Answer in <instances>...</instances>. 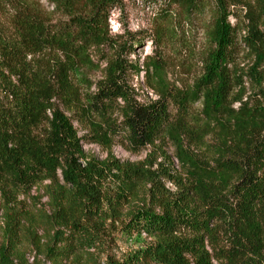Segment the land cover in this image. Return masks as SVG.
<instances>
[{
	"label": "trees",
	"instance_id": "trees-1",
	"mask_svg": "<svg viewBox=\"0 0 264 264\" xmlns=\"http://www.w3.org/2000/svg\"><path fill=\"white\" fill-rule=\"evenodd\" d=\"M117 1L51 0L65 17L58 24L25 1L12 3V31L0 30V215L6 236L0 264H12L19 230L30 217L16 206L20 192L44 181L51 210L45 223L54 230L47 255L54 261L67 259L76 245L95 246L106 206L112 218L125 213L124 234L154 238L122 264H264V0H211L202 72L180 87L159 75L161 59L132 61L133 44L109 35L107 18ZM175 1L189 15L203 12L199 0ZM240 44L253 58L246 71L235 64ZM92 50L105 68L95 91L83 94L78 83L87 89L92 83L75 81V73L97 68ZM140 67L155 100L138 101L128 81ZM245 83L252 95L244 101ZM199 103L196 115L192 108ZM74 121L92 133L88 142L121 137L134 152L169 137L181 171L161 163L152 169L146 161L110 166L86 159ZM209 135L215 145L205 142ZM191 146L206 152L194 155ZM111 178L117 181L113 196L105 188ZM142 185L147 195L133 203ZM45 218L38 215L40 222ZM28 233L38 247L36 232Z\"/></svg>",
	"mask_w": 264,
	"mask_h": 264
},
{
	"label": "rangeland",
	"instance_id": "rangeland-1",
	"mask_svg": "<svg viewBox=\"0 0 264 264\" xmlns=\"http://www.w3.org/2000/svg\"><path fill=\"white\" fill-rule=\"evenodd\" d=\"M17 0H0V30L12 31L9 24V15L13 13L12 3ZM39 13H43L53 24H58L65 20L63 13L54 9L51 0H22ZM203 5V12L192 13L189 15L183 9L181 2L175 0H118L117 5L110 9L107 18V28L111 37H120L121 43H132L134 51L129 59L139 61L141 64L144 58L161 59L162 68L159 75L165 79L168 85L179 86L182 82L192 84L201 74V59L210 47V40L206 36L207 24L211 19L213 3L211 0H199ZM238 20L242 22V14L237 13ZM232 24L236 23V18L230 17ZM162 32L159 36L158 33ZM91 59L95 67H82L75 73V81L87 79L92 83L90 89L84 82H79L81 92L93 93L95 84L101 80L105 62L98 60L97 51L91 52ZM235 64L246 71L253 65V58L244 46L240 44ZM140 74H129L128 81L137 93V100L148 102L155 100L156 96L146 84V76L142 67ZM180 87V86H179ZM244 101L252 95V89L245 83ZM238 103L232 108L237 109ZM201 103L194 105L192 112L201 115ZM118 117V113L113 118ZM78 136L82 138L81 149L89 160L97 162H107L110 166L118 163L119 165H137L146 161V164H153L152 169H156L159 163L164 164L167 169H174L180 172V163L175 157L174 141L169 137L161 138L156 141L154 146H149L138 152L131 150L128 141L121 137L106 136L99 138V142H88L86 137L92 133L86 128L85 124L73 123ZM205 142L215 145V139L209 135ZM188 145L184 140V147ZM190 151L195 155L201 156L205 153L204 147L196 148L191 146ZM207 154V153H206ZM209 156V154H208ZM168 158V160L166 159ZM148 166V165H147ZM117 181L113 178L105 182V188L109 195L113 196ZM45 185L48 181L33 187L30 192H20L16 200V206L24 212H28V221L21 225L19 230L20 244L11 257L12 264H106L107 261H115L120 264L126 262L128 258L148 243H153L154 238L142 235L127 236L122 227L125 223V213L122 218L116 219L110 216L105 206L107 217L102 223V227L96 233L94 247L75 246V250L67 259L53 260L47 255V247L53 244L52 236L54 230L51 224H46L51 210L48 199L44 197ZM147 188L142 185L137 190V198L133 203H139L147 195ZM166 188L175 191V188L166 183ZM2 199V197H0ZM43 214L46 218L40 222L38 215ZM4 218L0 215V246L6 243ZM36 232L39 246L36 247L31 240L28 231ZM68 234V233H66ZM95 234V233H94Z\"/></svg>",
	"mask_w": 264,
	"mask_h": 264
}]
</instances>
